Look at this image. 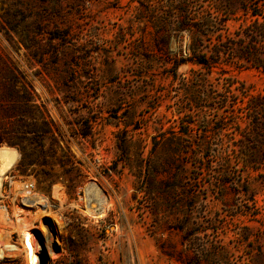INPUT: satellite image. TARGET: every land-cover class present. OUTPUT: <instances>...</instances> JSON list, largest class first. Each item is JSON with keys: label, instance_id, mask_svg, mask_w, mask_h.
<instances>
[{"label": "rangeland", "instance_id": "rangeland-1", "mask_svg": "<svg viewBox=\"0 0 264 264\" xmlns=\"http://www.w3.org/2000/svg\"><path fill=\"white\" fill-rule=\"evenodd\" d=\"M9 70L0 264H264V0H0Z\"/></svg>", "mask_w": 264, "mask_h": 264}, {"label": "trees", "instance_id": "trees-1", "mask_svg": "<svg viewBox=\"0 0 264 264\" xmlns=\"http://www.w3.org/2000/svg\"><path fill=\"white\" fill-rule=\"evenodd\" d=\"M193 64L205 65L203 61H193ZM7 78L8 84L0 83L4 90L2 100L5 102V104H0V117L7 121L12 128L11 134L0 136V144H13L22 152L23 148L14 144L13 139L18 136L21 138L30 134L34 135L28 128L31 124L27 122L33 118L32 110L27 106L32 100V92L18 71L9 70ZM16 85H19V88L16 89Z\"/></svg>", "mask_w": 264, "mask_h": 264}, {"label": "bare ground", "instance_id": "bare-ground-1", "mask_svg": "<svg viewBox=\"0 0 264 264\" xmlns=\"http://www.w3.org/2000/svg\"><path fill=\"white\" fill-rule=\"evenodd\" d=\"M16 155V154H15ZM15 155L12 152H9L7 150H0V160L3 165V170L9 168L15 161ZM30 234L27 231L23 232V244H24V249L26 252V259L27 263L26 264H36V258H35V252L34 248L31 245V242H29ZM11 247L9 245H4L2 249H0V257L3 253V250H9Z\"/></svg>", "mask_w": 264, "mask_h": 264}, {"label": "built area", "instance_id": "built-area-1", "mask_svg": "<svg viewBox=\"0 0 264 264\" xmlns=\"http://www.w3.org/2000/svg\"><path fill=\"white\" fill-rule=\"evenodd\" d=\"M30 188H32L31 184L21 183L16 190H20L26 196L30 192Z\"/></svg>", "mask_w": 264, "mask_h": 264}]
</instances>
